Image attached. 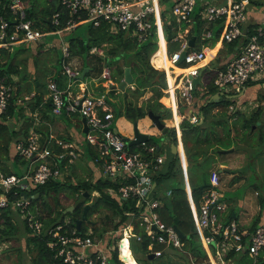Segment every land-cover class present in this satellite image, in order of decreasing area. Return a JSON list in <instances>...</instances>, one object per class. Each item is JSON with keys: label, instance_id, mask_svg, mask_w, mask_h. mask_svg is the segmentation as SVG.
I'll return each instance as SVG.
<instances>
[{"label": "built area", "instance_id": "1", "mask_svg": "<svg viewBox=\"0 0 264 264\" xmlns=\"http://www.w3.org/2000/svg\"><path fill=\"white\" fill-rule=\"evenodd\" d=\"M57 2L61 8L55 11L48 21L54 28V34L63 35L64 28L60 27L63 14L66 13L67 16L65 30H72L71 28L74 29L77 24L83 22L81 17L84 13L85 21L91 22L93 26L105 21L115 31L131 33L139 41L146 38L153 24L158 44L161 37L165 39L166 36L158 0ZM249 4V0H226L223 3L213 0H177L171 10L180 23L190 21L193 12L200 8L199 14L207 23L220 22L222 29L218 40L239 42L236 54L216 71L213 78V84L220 94L226 97L241 96L248 83L264 77V19L255 28L250 27L252 23H249ZM46 34L36 26L34 19L28 17L26 0H0V48L30 45L41 41ZM180 35L177 37L180 41L179 48L171 54L166 51L171 68L173 66L180 71L169 72L163 68L167 85L165 93L170 102L167 106L172 115L178 114L179 117V121L172 124L176 147L182 142V120L187 119L194 124L201 120L196 112L181 113V106L186 108L195 105L196 90L205 91L202 73L200 75L203 61L206 59L205 50L187 49L183 61L178 63L181 52L186 50L188 44L186 38ZM211 35L212 31L204 33L205 38H210ZM67 48L68 45L63 39L61 67L67 76L66 87L60 88L56 80L47 85L51 114L58 117L78 115L85 119L87 131L84 139L95 152L91 160L98 167L100 177L116 185L106 187L105 191L118 200H131L132 205L129 211L124 213L127 220L123 225L101 237L95 236L91 227L82 233L81 229L75 227L74 221L71 223L69 218L64 219L62 224L47 230L51 236L47 246L55 250V257L61 258L65 264H113L110 256L114 250L118 252L117 259L125 264V260L121 258L123 241H127V247L134 258L130 239L140 240L138 229L149 238L151 246L162 245L163 248L180 249L183 246L181 237L173 225L166 223L160 216L163 201L159 197L161 191L157 189L154 180L167 159V152L160 150L156 144L146 143L147 141L129 145L128 141L124 140V135L114 126L113 113L106 93L90 94L85 84L80 86L79 92H74L71 87L79 77L80 70L71 63ZM92 52L103 53L102 49L96 47L92 48ZM199 75L200 83L195 84L194 78ZM101 78L114 83L109 66H103ZM130 87L133 88V85ZM10 96L11 86L0 78V117L8 107ZM230 108L232 109V106ZM53 138L50 136L45 143H41L40 134L31 131L26 138L15 142V150L27 162V166L20 175L0 171V212L10 204L23 212L30 204L28 193L34 186L46 184L51 180L65 181L63 168L72 164L80 154L77 144L62 139L53 141L60 148V151L55 152L51 146ZM130 138H133V134ZM136 146L140 149L135 150ZM181 169L194 226L210 264H226L223 257L230 250L237 253L246 251L253 259L252 264H258L260 254L264 260V223L249 231L243 230L234 219L223 222L222 213L227 210V205L219 189L217 171L211 174V187L201 196L200 206L197 207L192 197L188 170L183 165ZM165 195L170 196L171 190L166 191ZM11 198L14 199L11 201ZM27 219L31 228L40 230L41 222L33 220L30 216ZM207 231L209 234H206ZM112 233L115 234L116 245L110 247L109 236ZM216 236H219V239H216ZM212 244L215 248L214 254L211 251ZM151 253L156 258L163 254V249H156L149 254Z\"/></svg>", "mask_w": 264, "mask_h": 264}, {"label": "trees", "instance_id": "2", "mask_svg": "<svg viewBox=\"0 0 264 264\" xmlns=\"http://www.w3.org/2000/svg\"><path fill=\"white\" fill-rule=\"evenodd\" d=\"M249 1L251 2V0ZM173 3L171 4L167 0H159L160 18L163 29L165 33L170 32L172 35V38L167 43V51L169 54L179 48L180 42L177 40V37L180 32L184 31L189 23H191L192 26L188 30L185 38L190 39L195 37V49H201L203 46L212 47L220 36L222 29L220 22L207 23L199 14L200 8H197L193 12L190 21L178 23L176 17L171 12L174 5ZM26 4L28 17L34 19L36 26L47 33L45 36L54 34V28L48 24V21L51 18V15L61 8L57 0H50V3L41 7V9H38L35 4V0H26ZM66 17V13L63 14L62 24L60 27L64 28L62 37L68 45L67 49L69 56L80 57L83 62L82 69L85 66L89 67V70L86 72L83 79L77 77V80L74 81V85L71 88L75 93L79 92L80 86L84 84L83 80L89 76V80L91 82H93L91 77L96 79V84L88 86L89 89L87 90H89L90 94L93 95L106 93V98L111 107L114 120L124 116L130 122L138 121L139 119L146 117L149 110H151L154 114L160 115L162 120L164 118H171V110L166 107L165 104L163 105V102H161V99L166 97L165 89L167 85L165 77L160 76L158 69L150 64V58L157 49V36L154 24L147 33L146 38L139 41L131 33L120 30L112 31L111 25L105 21L100 22L98 26H93L91 22L85 21L86 16L84 13L81 17L83 22L77 24L73 30H65L66 28L64 23ZM258 23L259 22L252 23L250 24V27L255 28ZM207 31H212L210 38H204L203 36V34ZM44 38L42 41H38L30 45L16 46V48L20 47L24 50L25 48L34 46L35 49L41 51V49L45 47ZM222 44L228 52L234 53V55L236 54L238 50L237 47L239 45L238 41L222 42ZM56 46H58V44ZM52 47L47 50L51 51ZM93 47L102 49L103 53L97 54L92 52ZM14 48L15 47L0 48V78H3L6 83L11 86V96L9 98L8 107L0 120V171L5 174L20 175L22 173L21 171H14V169L10 166L8 167L6 164L7 161L3 162V159L9 160L10 141L12 139L25 138L28 135L29 127L32 125V122H28L30 119L28 117H25L23 124L18 130L13 129L10 124H6L8 117H16L17 115L22 114V108L18 107V104L16 103L18 98L17 96L22 90L26 91L28 93L27 95L33 93L29 99L31 100V103L34 104L31 105L29 103L31 105V110H37L41 113V117L49 116V112L51 114V100L48 97L47 85L50 81L56 80L59 87L64 88L67 84V76L63 73L62 67L56 71H54L53 68L39 67V58L36 59V56H33L36 76L34 75L32 80L34 87H30L28 82L24 83L26 77L28 76L26 66L28 57H24V60H20L18 63V60H16L17 54H12L10 52ZM163 54L165 59L168 60L165 54V47ZM36 55L40 56V53L37 52ZM55 56L56 58L54 60L52 56L48 59L50 64L53 66L56 62L61 65L62 50L60 45L59 51L56 52ZM90 58L92 59L89 62ZM218 62L219 58H214L202 72V77L204 79L203 85L205 86L204 95L202 96L205 97L204 99L207 101L209 100L208 102L205 101L200 105L202 121L194 124L190 123L187 119H184L180 123L181 139L188 163L187 169L191 188H197L199 185L205 184L203 188L192 190V197L197 207L200 206L201 196L211 187V173L209 174L207 169L211 163L215 161L214 153L220 154V150H227L232 147L236 149V146L239 147V143H242H237L236 141L237 124L231 125L230 116H232V114H229L226 117L225 113H221L217 116V111H214V108H217L222 104H225L227 109L229 108V105H231L228 100L229 98L224 95L221 96L217 102H214L211 98L218 91L217 87L213 84V78L215 77L216 71L224 66L223 64L218 65ZM105 65L109 66L112 81L114 83H109L101 78L102 68ZM126 66L131 67L133 88L128 86L123 91L113 88L110 89V84L118 83L123 78L124 68ZM82 69L80 72H82ZM14 77H16V79H14ZM45 77H48L47 82L45 81ZM106 86H108V88ZM90 87H93L94 89H90ZM147 90L152 92L151 96L144 100L141 104H138V99L143 96ZM118 93H120V95ZM230 102H232L231 99ZM259 113V110L256 109L248 118L243 120L242 127L249 130V133L253 132L252 127L258 120ZM233 121L237 123L238 118ZM34 129L42 134V141L45 140L44 138L48 137L46 131H42L41 128L34 127ZM170 129L169 131L172 133V139L175 141L176 138L174 128L171 127ZM241 140L244 142L246 147H253V142L249 144V140H246L245 138H241ZM146 143L154 144L151 136ZM87 151H89L88 154H90L91 158L95 155V152L93 150L91 151L90 148H88ZM87 151L84 152L85 156H87ZM79 152L80 156H82V150ZM12 153L13 157L11 156L10 158L15 161L23 160V162L26 163V161L16 152L15 141L13 142ZM249 155L250 154H248V156ZM179 173H181L179 158L177 155L174 156L169 148L167 159L163 163L161 171L154 177L157 189L160 188L159 182L162 178H177ZM68 179L69 178H67V180ZM67 180H51L46 184L34 186L30 193H28V196L30 197V204L23 212L12 206V204L2 210L0 212V243L5 245L10 240H14L19 237V229L16 224V220L21 217L26 230L25 246L30 255L32 264H65L61 258L55 257V250H51L47 246V242L51 239L47 230L50 227L62 224L66 213L70 215L69 218L71 223L74 220L81 218L83 208L85 204L89 202L88 199L93 190H95L96 193L94 194L95 198L91 201L90 208L87 211L88 221L86 222L88 226H81L82 233H84L88 227H91L94 230L93 234L101 237L109 230V225H103L99 229L94 222L90 221V218L94 214L98 205H103L111 210L112 218H110V220L112 221V230L117 229L119 226L123 225L124 221L127 220V216H125L124 213L129 211L132 201L118 200L110 196L105 191L106 187L116 185L102 179L100 175H97L93 182L90 179H83L73 184L71 181ZM176 180L178 182L168 188V190H171L170 196L165 195V192L168 190L164 192L161 191L163 194L160 192L161 195L159 197L163 201V206L159 212L161 218L168 224H173L174 218L177 219V226L184 235V238H181L183 246L180 249L163 248L162 245L151 246L149 238L145 235V233L142 230L137 229V232L140 235V240L131 238L130 246L132 252L136 256L135 260L139 264H152L153 259L150 260L148 258V254L156 249H163V254L156 258H168L167 260H164L167 264H172L173 260L170 261L169 259L172 254L183 258L184 261H186L184 264H210L206 250L202 246L194 226L191 210L186 198V192L184 190L183 179L180 178ZM65 186H69L72 190H75V192H79L80 196L84 199L74 202V209L72 212H65V208H59V202L56 198V195ZM84 192H88V195H90L85 197ZM49 195L53 197L56 208L52 209V206L50 207L47 204L46 196ZM13 199L14 198H11V201ZM39 202H41L43 208H48V212L46 214L36 211L35 205ZM28 216L32 217L33 220H37L42 223V227L39 231L36 229L34 230L29 226V221L27 219ZM115 217L119 220L115 221ZM229 220H232V217L228 213L223 217V222L227 223ZM251 230H253V228ZM206 234H209V232L207 231ZM218 237L219 236H216V239H219ZM211 251L213 254L215 253L213 244L211 245ZM117 253V250H114L111 253V261L113 264H122L117 259ZM223 260L226 264L253 263V259L246 251L237 253L234 250H230L226 253V255H224ZM263 262L264 260L260 254L258 256V264H263Z\"/></svg>", "mask_w": 264, "mask_h": 264}, {"label": "crops", "instance_id": "3", "mask_svg": "<svg viewBox=\"0 0 264 264\" xmlns=\"http://www.w3.org/2000/svg\"><path fill=\"white\" fill-rule=\"evenodd\" d=\"M167 1L172 4L176 0H167ZM213 1L216 3L226 2V0H213ZM47 2L49 4L50 0H47ZM158 3H159V0H158ZM249 14H250L249 15V23L261 22L264 19V10H262V9H260L259 11H256V12H250V10H249ZM191 26H192V24L189 23L187 25V27L185 28L187 31L180 32L179 33V34H181L180 36L184 38L186 36L188 30L191 28ZM111 30L115 31V29L112 27H111ZM203 36H204V34H203ZM161 40L165 41V54H166L167 43H168L166 41V36H165V39L161 37ZM186 40L188 41L189 39H186ZM195 47H196V43H195ZM202 48H204L205 53H206V59L203 61L204 69L216 57L219 58L218 65H220V64L224 65L225 62H227V60H229L234 55V53L228 52L227 49L225 47H223L222 41H220V40H217L213 44L212 47L203 46ZM27 49H31L32 53L29 54L26 50H22L23 53L17 54V58H16V60H18L17 62L19 63L20 60H22V61L24 60V57H28L27 58L28 60L26 63L28 76L26 77V80L24 81V83L28 82L29 80H31V82H32L34 75L36 76L35 67H34V63H33V59H34L33 56H36V59L40 58V56L36 55L38 50L35 49L34 46H31ZM47 49H48L47 47H44L41 50L44 51ZM163 51H164V47L160 46V42H159V44L157 43V49L151 58L153 66L157 67V69L165 68V66H166L165 65L166 60H165V57L163 55ZM50 53H51V56L54 60L56 58V56H55L56 52L51 50ZM156 54H160L162 59L158 60V61H154L153 58ZM40 55H42V54H40ZM44 55H46V54H44ZM166 57H167V54H166ZM43 58L45 60L43 62L42 67H47V68L52 69L53 66L50 64L49 60L47 59V56L46 57L44 56ZM91 59L92 58L89 59V62L91 61ZM167 59H168V57H167ZM70 61L73 65H75V67L77 69H80V71H81V69L83 67V62H82V59L80 57H70ZM166 63H167V61H166ZM169 65H170V62H169ZM85 67L88 68V70H89L88 66H85ZM54 71H56V70L54 69ZM170 77L171 76H169V80H170V82H172V78H170ZM14 79H16V77H14ZM201 79H202V77H201ZM91 80H93L92 77H91ZM115 84H117V83H115ZM251 84H253V94H249L247 96L249 97V99L253 98V111L258 109L260 112L258 120L253 125V135L256 134V136L253 137V148L251 146L246 147L244 145V143H239L240 147H239L238 151H236L235 148H233V151H231L230 153H228V154L225 153V154H223L224 156L220 155V159L217 157H214L215 161L211 164L212 165L215 164V167H216L215 170L218 169L217 172H218V174H220L219 176H220L221 180H222V170H225L224 181H226L227 183H230L234 186L236 184L243 182L245 180V178H247L245 166L249 163V162L247 163V161H249V160H247L248 154H252V153L255 154V152H256V154H262L263 158H261L262 159L261 164L256 168L258 170V172L253 176L256 179V181L260 180V183H263L261 185V186H263L261 190H263L264 182H262V181H264V77L260 78L258 80H253V82L248 83V85H250V86H251ZM87 89H89V88L87 87ZM90 89H94V88L90 87ZM87 92L90 93L89 90H87ZM217 92H219V91H217ZM200 93L202 95H204V90H202ZM32 94L33 93H31L30 95L25 94V95H22V97L19 94L17 96L18 98H17L16 103L18 104V107L22 108V114L17 115L16 117H10V118L8 117V119L6 120V124H8V125L10 124V126L13 127V129L18 130L21 127V125L23 124L25 117H28V118H30L28 120V122H32V125L29 127L28 134L31 131H35L34 127L35 128L38 127V128H41L42 131H46L48 137L44 138L45 139L44 141L41 140L42 134L37 132V131H35V132L40 134L41 143H45L50 136H53L54 138L51 139L52 140L51 146L55 152L60 151V148L58 146H56L53 142L56 139H62L65 141H72L78 145L79 151L82 150V152H84L83 148L81 146V142H82L83 136L85 134L83 132L84 124L82 122V118L78 115H72V116L62 115L60 117L52 116V114H50V112H49V116L41 117V113H39L37 110L36 111L31 110V105H34L31 103V100H29L31 98ZM151 94H152V92H151ZM221 96H223V94H221L219 96V99L221 98ZM45 98H46V96H45ZM240 98H241V103H245V102H243V94L240 96ZM145 99H147V98H145ZM161 100L165 104H170L169 99L166 97L162 98ZM201 100L202 99L196 97V104L195 105H193L191 107H186V108L181 106L179 111L181 113H185V114H190L191 112H196L201 118V120L199 121V123H200L202 121V115L200 113V111H201L200 110ZM205 101H207V100L205 99ZM177 104L179 105V103H177ZM166 107H168V106L166 105ZM171 115H172V113H171ZM1 119H2V117H0V120ZM172 121L174 123L179 121L178 114L173 113L172 118H171V122ZM148 122H149V125L146 124ZM173 122H172V124H173ZM165 124H166V122H165ZM137 125H138L139 130L142 133H146L148 135L151 133H158L159 132L158 130H156L157 128H155V126L151 123V121H149V118L147 116L139 119L137 121ZM151 125L153 127L149 128L148 126H151ZM116 127L123 135H125V133L126 134L131 133V135H132V133H133L132 122L128 121L124 116L117 118ZM22 139H24V138L12 139L10 141V143H9L10 154H9V160H8L9 163L7 162L6 164L8 165V167L10 166V164H12V165H14L15 163H17L19 165L22 164L20 166V171L23 173L26 170L27 162L25 163V162H23V160L15 161L14 159L10 158L11 156L13 157V153H12L13 152V142L14 141L17 142V141L22 140ZM172 142H173L172 133L170 132L169 135L166 136L165 145L164 146L157 145V146H159L158 148H160V150H165L168 153L169 148L171 149ZM174 142H175V144H177L176 140ZM256 145L260 146V148H257V150H255ZM176 151H177L176 155L179 157L180 165H183V166L185 165L184 167L187 168L188 163H187V159H186V155L184 152V147H183L182 142H181V144H179L176 147ZM2 153H3V151H2ZM79 154H80V152H79ZM82 154H83L82 156L85 157L84 153H82ZM86 159L90 161V164L88 166H89L90 170L93 171L92 178L90 179L93 182L95 180V177H97V175H99L100 171H99L98 167L92 162L91 158L88 159L86 157ZM10 162H12V163H10ZM72 164H69L70 169L73 168ZM92 164H94V167ZM64 169H66V167L63 168V170ZM260 171H261V173H259ZM181 173H182V169H181ZM181 173H179L181 176L180 178L183 179V175H181ZM187 176H188V171H187ZM180 178L177 175L176 179H180ZM188 180H189V176H188ZM219 189L223 193V190L220 187H219ZM253 190H254L253 198H250L248 196L238 198L237 208L236 209L232 208L230 211L227 212V214L229 213V215H231L232 219H234L235 221L240 223V226H243L244 228H246L249 231L252 228L254 230L258 225L264 223V202H262L264 197L258 198V197H261L262 194L257 189V186L255 184H253ZM93 193L95 194L96 191L93 190ZM223 196H224V193H223ZM263 196H264V194H263ZM227 208H228V206H227ZM66 212H68L67 209H66ZM74 222H75V220H74ZM133 261L136 262L134 260V258H133Z\"/></svg>", "mask_w": 264, "mask_h": 264}, {"label": "rangeland", "instance_id": "4", "mask_svg": "<svg viewBox=\"0 0 264 264\" xmlns=\"http://www.w3.org/2000/svg\"><path fill=\"white\" fill-rule=\"evenodd\" d=\"M35 4L37 5L38 9H41V7H43L45 5H48V2H47V0H35ZM248 7H249L250 12H256V11H259L260 9L264 10V0H251V2H250V4H249ZM71 29L73 30V28H71ZM65 37H67V36H65ZM62 40H63L62 39V35H60V34H50V35L45 36V38H44V46L47 47V48H51L53 46L51 50H53L55 52H58L59 51V45H60V48L62 46ZM56 44H58V46H56ZM22 50L23 49L20 48V47H17V48L15 47L10 52L12 54H14V53H16V54H22L23 53ZM24 50H26L29 54L32 53L31 49L25 48ZM38 53L42 54V55H40V58L38 60L39 67H42L43 66V62L45 60L43 57L44 56L45 57L47 56V59H49L50 56H51V53L48 50H44V51L41 50V51H38ZM44 54H46V55H44ZM151 58H152V56H151ZM151 58H150V64H152V66H153V63L151 61ZM120 63H121V61H120ZM165 65H167L166 61H165ZM53 68L55 70H59L61 68V65H59L58 63L55 62L53 64ZM155 68H157V67H155ZM47 78L48 77H45V81L46 82L48 81ZM92 79H93L92 80L93 82H91L89 80V76L86 77L83 80L85 86L88 87V86L95 85L96 84V79H94V78H92ZM202 79H203V77H202ZM42 80H43V78H42ZM28 85L30 87H32V86L34 87V84H33V82L31 83V80L28 81ZM106 87L108 88V86H106ZM19 94L22 97V95H25V94H28V93L25 92L24 90H22ZM118 94L120 95V93H118ZM249 94H253V84H251V86L250 85H247L246 86V90L243 93V102H245V103H241L240 96H237V97H229L228 100H229V103L231 105H229V108L228 109H227V106L225 104H222V105L218 106L217 108H214V111H217L216 112L217 113V116H219L221 113H225L226 114V117L229 114H232V116H230V118H231V125L232 124H237L236 125V133H237V135H236L237 136V140L236 141H237V143L238 142L244 143L241 140V138H245L246 140H249L248 143L250 144L251 142H253V137L256 136V134L253 135V132L249 133L250 132L249 130H247L244 127H242L243 120H245L246 118H248L250 116V114L253 112V98L252 99H249V97L247 96ZM196 95H197L198 98L202 99L201 102H200V104H202L203 102H205V99H204L205 97L202 96V94L200 93L199 90H196ZM150 96H151V92L147 90L145 92V94L138 99V104H141L142 101L146 100L145 98H148ZM166 98H167V95H166ZM113 99H115V98H113ZM230 99H231L232 102H230ZM161 102H163V101H161ZM164 104L165 103L163 102V105ZM165 105H168V104H165ZM230 106H232V109L230 108ZM225 114H224V116H225ZM171 118H172V115H171ZM171 118H169L170 120L167 119V118H164L163 119V121H165L166 124L170 128H171L172 122H173V121L171 122ZM237 118H238V121H237V123H235V121H233V120H235ZM149 121H150V119H149ZM146 124L149 125V122L146 123ZM116 125H117V120H114V126H116ZM148 127L150 128V127H153V126L151 125V126H148ZM252 129H253V127H252ZM170 131H171V129H170ZM170 131H169V133H170ZM169 133H167V134H161L160 132H158V133H151V134H149V137L151 136L152 142L154 144L159 145V146H164L165 145L166 136L169 135ZM130 135H131V133H128V134L125 133L124 136H130ZM81 146H82L84 152L87 151L88 148H90L91 151L93 149L85 141L84 136H83V140L81 142ZM239 147L236 146V149L235 150L238 151L239 150ZM232 148H234V147H232ZM257 148H260V146H257L256 145L255 146V150H257ZM138 149H140V148L138 146H136L135 147V150H138ZM88 152L89 151H87V156L84 157V156H80L79 155L76 158V160L72 164L73 165L72 166L73 168L70 169L69 168V165L66 166V169L63 170V172H64V177L63 178H65V181L67 180V178H69L67 181H71L73 184H75L76 182H79V181H81L83 179H86V178L87 179H91L92 178L93 171H91L90 168H89V166H88L90 164V161L86 159V157L88 159L91 158V156H90V154H88ZM228 153H230V151H228L227 154ZM214 154H215V157H217L219 159H220V155L221 156H224L223 154H218V153H214ZM255 154H256V152H255ZM255 154L252 153L249 156H247L248 157L247 160H249V161H247V163L248 162L249 163L245 166V168H246V174H247L246 177L247 178H245V180L243 182L239 183V184H236V185L233 186L232 184L227 183L226 181H224V179H225V170H222V180H221V178L219 176V187L223 190V193H224L223 200L226 202V204L228 206L227 210L222 213L223 216L226 215L227 212L230 211L232 208H234V209L237 208L238 198H242L244 196H248L250 198H253V194H254L253 184H255L257 186V189L262 194V196L261 197H258V198H263L264 197L263 196V194H264V188H263V190H261L262 187H263L261 185L263 183H260V180L256 181V179L253 176V175H255L258 172V170L256 168L261 164V160H262L261 158H263V156H262V154H256V155ZM6 161L8 162L7 159H3V162H6ZM10 163H12V162H10ZM21 165L15 163L14 165H11L10 164V167L12 169H14V171H20V166ZM92 165L94 167V164H92ZM215 168H216L215 167V164H213V165L211 164L209 166V168L207 169V171L209 172V174L210 173L212 174L213 172L218 171V169L215 170ZM194 171H196V170H194ZM259 173H261V171ZM211 174H210V176H211ZM181 175H182V173H181ZM178 176H179V178L181 177L180 174H178ZM177 182L178 181L176 180L175 177L162 178L160 180V182H159V186H160L159 190L162 191V192H164V191L168 190V188H170L174 184H176ZM262 182H264V181H262ZM84 193H87L88 194V192H84ZM89 195H87L85 197H88ZM56 198H57V200L59 202V208H61V209L65 208V212H66V209H68L69 207L73 206V204H74L75 201H77V200H79V201L80 200H84L80 196L79 192H75V190H72V188L69 187V186L63 187L61 189V191L56 195ZM94 198H95L94 197V193L92 192L91 195L89 196V199H88L89 202H87L86 204L91 205V201L94 200ZM46 201H47V204L50 207L52 206V209L53 208H56L55 207L54 200H53V197L51 195L46 196ZM262 202H264V199H263ZM35 207H36V211L37 212L39 211L42 214H46L48 212V208H43L41 202L36 203ZM111 214L112 213H111V210L110 209L104 207L103 205H98L96 207V210H95L94 214L91 216L90 221L91 222H94L95 225L98 226L99 229L103 225L104 226L109 225V230L107 231L109 233L110 231H113L111 229L112 228V221L110 220V218H112V215ZM69 217H70V215L66 213L65 214V219H67ZM114 220L117 221L118 218L115 217ZM83 223H85V224H82L83 227L88 226L87 225V222L84 221ZM237 223L240 226V223L239 222H237ZM16 224L18 225V229H19V232H18V236L19 237L15 238L14 240H10L11 242L9 241L5 245H2V243H0V264H32L30 255L27 252L26 246H25V233H26V230L24 228V224H23V222L21 220V217H20V219L16 220ZM240 227L243 230H247L243 226H240ZM109 245H110V247L116 245V239H115V234L114 233H112L109 236ZM133 256L136 257L134 253H133ZM167 259L168 258H162V259L161 258L160 259L159 258H154L152 260V264H167V263H165L166 261H164V260H167ZM169 259H170V261L173 260L172 264H184V262H186V261H184L183 258L178 257V256H175L173 254L169 257Z\"/></svg>", "mask_w": 264, "mask_h": 264}, {"label": "water", "instance_id": "5", "mask_svg": "<svg viewBox=\"0 0 264 264\" xmlns=\"http://www.w3.org/2000/svg\"><path fill=\"white\" fill-rule=\"evenodd\" d=\"M172 38V35L170 32H166V41L168 42L170 39ZM190 48H195V37H192L188 40V44H187V47H186V50H183L180 54V59H179V62L178 63H181L183 61V58L184 56L186 55V51L187 49H190ZM203 69H204V66L201 68V71H200V75L201 73L203 72ZM88 68H84L82 70V72L80 73L79 75V78L80 79H83L86 72H87ZM159 71V75L160 76H164V69L163 68H159L158 69ZM200 75L198 77H195L194 78V82L195 84H199L200 81ZM133 83V76H132V73H131V67L130 66H126L124 68V76L123 78L117 83V84H110V89L113 88V89H118L120 91H123L126 87L132 85ZM220 92H216L213 96H212V100L214 102H217L219 100V96H220ZM147 117L150 119L151 123L155 126V128H157V130L161 133V134H167L169 133V129L170 127L168 125L165 124V122H163V120L161 119L160 115L158 114H154L151 110H149L147 112ZM82 122L84 124V128H83V132H86L87 131V126H86V122H85V119L82 118ZM132 126H133V138H130V136H124V140L128 141L129 145H136L140 142H145L149 139V135L146 134V133H142L139 128H138V125H137V121H134L132 122ZM159 147V146H158ZM228 151H233V148H230V149H227V150H220V154H225L227 153ZM171 152L172 154L175 156L177 151H176V144L175 142L173 141L172 144H171ZM205 186V184H202V185H199L197 188H203ZM196 187L192 188V190L194 189H197ZM85 196H87V193H84ZM90 205L89 204H86L83 208V212H82V216L81 218L79 219H76L75 222H74V225L77 229H81V226L83 224V222L85 221H88L87 220V211L89 209ZM74 209V206H71L67 209L68 212H72ZM173 228L175 229V231L179 234V236L181 238H184V235L183 233L181 232V230L178 228L177 226V219L174 218V221H173ZM148 258L150 260L154 259L155 256L153 253L149 254L148 255Z\"/></svg>", "mask_w": 264, "mask_h": 264}, {"label": "bare ground", "instance_id": "6", "mask_svg": "<svg viewBox=\"0 0 264 264\" xmlns=\"http://www.w3.org/2000/svg\"><path fill=\"white\" fill-rule=\"evenodd\" d=\"M160 46L165 47V41L164 40L160 41ZM153 59H154V61H158V60H161L162 58H161L160 54H156ZM166 61H167V65L165 66V68L169 72H170V70H172L174 72L180 71L179 68H176L173 66L171 68V64L169 65V60H166ZM121 258H123L125 260V264H136V262L133 261V257L131 256V252H130L129 248L127 247V241L126 240L123 241Z\"/></svg>", "mask_w": 264, "mask_h": 264}, {"label": "clouds", "instance_id": "7", "mask_svg": "<svg viewBox=\"0 0 264 264\" xmlns=\"http://www.w3.org/2000/svg\"><path fill=\"white\" fill-rule=\"evenodd\" d=\"M192 189V188H191ZM134 259H135V257H134ZM136 261V260H135ZM137 262V261H136ZM138 263V262H137ZM139 264V263H138Z\"/></svg>", "mask_w": 264, "mask_h": 264}]
</instances>
